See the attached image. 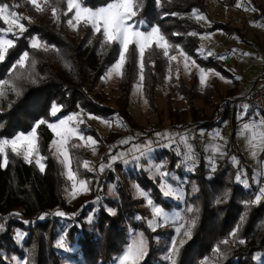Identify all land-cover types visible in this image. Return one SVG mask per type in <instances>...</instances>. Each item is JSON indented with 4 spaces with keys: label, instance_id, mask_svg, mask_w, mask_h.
I'll list each match as a JSON object with an SVG mask.
<instances>
[{
    "label": "trees",
    "instance_id": "1",
    "mask_svg": "<svg viewBox=\"0 0 264 264\" xmlns=\"http://www.w3.org/2000/svg\"><path fill=\"white\" fill-rule=\"evenodd\" d=\"M108 1L85 0V3L97 7ZM0 3H7L11 7L15 5L20 14L25 12L26 15L22 16L32 19L23 21L27 31L23 38L16 41V47L10 49L6 60L0 63V79L10 78L12 64L27 50L36 61L29 71L35 74L37 80L36 83L27 78L19 80L23 94L17 97L9 92L5 99H0V138H11L20 131H29L40 118L51 121L77 107L108 119L117 114L127 123L130 122L131 91L139 73L135 45L130 48L124 76L118 79L119 93L114 105L110 102L109 94L97 85L108 66L117 59L116 44L101 48L102 35L94 34L91 27L83 23L78 30H73L66 22L73 13L63 15L67 11L65 0H58L61 11L59 22L51 12V7L57 6L55 2L44 5V12H38L30 0H0ZM141 5L142 10L135 19L145 18L147 27L159 25L170 44L178 45L206 68L215 66L217 71L230 77L234 86L226 94L236 90L238 79L225 65V59L220 58V54L203 56L199 53L201 34L216 29L226 32L238 29L228 20L213 19L207 0H159V4L157 0H141ZM193 9L207 14L211 23L198 22L192 15ZM6 27L0 20V28ZM35 35L59 51L30 49L29 38ZM167 64L168 59L155 45L145 52L144 91L154 108L157 107L156 88L165 77ZM196 84L195 81L189 87L184 82L180 84L193 110L194 95L198 92ZM204 87L212 92L211 99L216 106L214 113L198 122L197 126L225 119L216 112L222 100L214 96L218 92V77L213 75ZM53 103L63 106L57 117L49 114ZM191 123L195 124L196 121H188V124ZM86 132L92 133L98 139L99 146L105 148L116 140L118 131L111 128L106 135H102L96 127L91 126ZM52 137L53 132L46 125L39 127V152L46 158L43 172L35 163L29 164L22 157L12 155L10 149L8 165L0 167V264H16V255L28 259L29 264H115L130 241L131 231L139 228L146 233L149 242V253L141 264H167L165 244L157 242L156 237L163 230L152 231L145 221L137 219L146 218L148 211L143 206L144 200L133 192V180L147 189L163 207L171 209L183 206L184 210L192 205L198 209L197 223L191 239L181 250L179 264H200L205 257L208 258L207 264H217L213 249L225 239L229 240V244L222 246L221 250L226 252L227 258L219 261V264H264V200L250 206L245 203L259 194V188L264 187V178L259 176L260 182L257 184L255 166L234 145L231 151L238 160L234 161L233 156H219L214 165L196 145L197 161L195 170L188 172L184 180L187 195L183 205L162 195L160 177L151 176L148 169L117 160L111 167L106 166L103 172L88 171L81 165L90 156L89 147L70 148L72 167L79 176L88 178L94 190L85 199L72 203L64 194L66 179L61 163L50 147ZM71 143L77 144L73 140ZM118 147V144L114 145V149ZM260 157L264 159V149ZM154 158L166 163L164 168L179 171L180 174L186 169V163H181L182 156H178L173 147H155ZM178 164L179 167L176 166ZM242 169L246 173L247 186L235 179ZM110 181L115 183L116 195L105 193ZM193 186L199 189L195 193ZM61 211L66 215H56ZM91 214L93 219L89 222ZM41 216L44 218L40 219ZM237 228L236 237H231L230 233ZM18 231L24 234L21 241L16 238ZM62 236L71 250L56 246ZM239 240L246 243L240 244Z\"/></svg>",
    "mask_w": 264,
    "mask_h": 264
},
{
    "label": "rangeland",
    "instance_id": "2",
    "mask_svg": "<svg viewBox=\"0 0 264 264\" xmlns=\"http://www.w3.org/2000/svg\"><path fill=\"white\" fill-rule=\"evenodd\" d=\"M38 2L43 4V0H38ZM107 3H103L97 7L105 6ZM207 5H208L207 7L209 10V14L213 19L228 20L232 25L236 26L235 28H238L239 31L237 29L226 32V30L223 29H216L204 33V34L206 33L210 34L209 36H205L204 34H201V46L199 48V53L203 56H208L206 54L208 51L214 54H220L221 56H226V54L228 55L229 49L238 48V45H241L244 48H248V45L250 44L249 41L250 38L256 40V38L258 37L257 31L264 29V0H207ZM237 5L240 6L238 7ZM97 7H92V8H97ZM9 10L19 13V10L15 7L10 6ZM199 13L205 15L207 17V20H199L198 22H201L203 24L211 23V18L207 14L201 12L200 10ZM24 14L25 12H21L20 15H24ZM30 20L32 19L30 18ZM136 20L144 21V23L140 25V28L142 30H147L151 27V26L147 27L148 25L147 20L143 17L138 18ZM175 49L176 48H172L169 52V55H176L178 57V61L170 62L169 59L167 58L168 64L166 66L165 77L163 81H161L157 85L156 88V101H157L156 108L152 107L149 104L148 98L144 91V81H143L142 91L137 90L136 87V84L138 83V76H137L130 97L129 108L132 113V119L130 120V122L127 123L125 119L121 118L117 114L114 117H112V119H108L101 114H98L96 112H90L88 110L83 109L82 107H77L75 108V110L63 116H59L49 122H55L58 118H66L67 116L73 113H82L84 122L81 123L79 127L83 130L85 136H92L97 141L98 139L92 133L86 132V129H88L91 126H94L98 129V131L102 135H106L111 128L117 129L118 132L116 134V140L112 144H109L105 148H101L98 143L95 151H93L92 148L89 147L90 156L86 160L91 162L90 167L96 171H99L98 169L101 164L108 166L115 163L117 160H118L117 162L121 160L126 165H130V166L135 165L137 167L142 166L148 169L149 174L151 176L160 177L159 174L155 172L154 165L157 163H161L163 161H158L154 158V148L159 145L169 147L168 145L172 144L171 147L175 148L177 151L181 153H185L187 151V145L183 143L181 137L186 136L188 142L194 148L195 159L197 158L196 148H195L196 145L198 146L200 151H202L206 155V158L208 160L211 157L215 162H217V157L221 156L218 155L213 150L216 146L221 147V150L225 153V155L223 156L232 157L233 152L231 151V148L234 145L235 148L243 151L247 161L253 166H255L256 168L255 175L256 178L258 179V177L260 176L259 175L260 172L264 170V159L260 157V153L264 149V127L259 126V119H264V113L257 107L250 106L246 109L248 115L243 116L242 110L244 109V107L243 109L241 108L235 109V107H237L236 105H241V104L237 103L234 106L230 104L227 105L225 104V101L227 99V97L224 96L225 94L220 95L222 96V98H220L217 95L219 94V92H216L214 96L217 97V99H222L219 102V107L216 112L222 118L225 117L226 118L222 120H220L221 118H219L220 121L214 124L197 126L198 122L205 120L208 116L214 113V106H216V104L213 103V100L211 99L212 92L209 91L208 88L204 87V85H202L199 81V75H200L199 68H203L205 69V71L209 72V77L207 82L208 81L210 82L211 77L213 75H216L217 73L218 75L216 76L219 77H222L224 75L221 72L217 71L215 66H210L206 68L195 57H190L189 68L186 69L184 67L183 56L180 54L178 50ZM240 52L241 50L238 49L236 54L239 55ZM192 61H195V63L193 64ZM114 62L108 66L104 75L99 80L97 87L104 89L109 94L110 102L115 105L116 103L115 97L119 93V86H118L119 77L113 76L111 79H106L107 72L111 69V66L114 64ZM226 66L230 69L228 65ZM177 71H178V78H177ZM170 72L172 75L171 80L168 79ZM144 76H145V72H144ZM194 81L197 82L195 87L198 88V92H195L194 95L193 100L195 104V109L193 110V108H191L192 105H190L185 95L184 89L180 88L181 87L180 84L184 82L189 87ZM220 81H218V87L222 88L225 86V84L220 83ZM230 112L232 113L236 112L235 117L232 116L230 118H227V116L230 115ZM91 117H98V119ZM235 118L237 120H234ZM193 119L196 121V123L188 124V121ZM104 121L111 122V126H109V124L105 123ZM118 121L120 123H117ZM245 123H249L251 125V127L247 130L243 128V125ZM30 131L31 129L29 131H20V132H24L25 134H27ZM156 133H163L165 135L157 137ZM217 133L219 134V136L217 135ZM169 134L172 137L171 140L168 139ZM37 135H39V128H37ZM129 137L132 138V140L129 143H120V141L127 139ZM3 138L6 137H2L0 139ZM53 139H55L54 133L51 142L53 141ZM173 140H175V143L172 142ZM73 141L74 143L80 145H83L84 143L78 138H74ZM149 141L152 142L150 145V150L144 149V151L148 152V155L144 156L139 161H135L134 157L138 156L139 152H137L133 146L134 145L143 146L148 144ZM116 144H118L119 147L117 149H114V145ZM113 150H115V153L113 152ZM252 152H255L256 155L255 156L252 155ZM40 156L42 155L40 154ZM111 156H120L121 158L113 161L111 159ZM232 158H235L234 161L238 160V157L236 156H233ZM185 163H186V169L183 171L184 172L183 174L182 173L180 174L179 171L169 170L168 168L162 169V171H166L171 174L170 182H172L174 185L182 186L184 191H185L184 180L185 178H187L186 176L187 173L190 172L188 168L191 167L190 163H188L187 161H185ZM61 166L66 179L64 183V194L65 197L70 202L72 203L79 202L80 200L85 199L87 195L91 194L92 191H94L89 182L88 184V188L90 189L89 191H85L81 189L76 191L75 196H73L72 181H70L67 177L68 166L62 163ZM71 168L73 171H75L74 168L72 167V160H71ZM241 172L245 173L244 169H242ZM177 177H179L180 179L177 180L176 179ZM77 178L89 181L88 178L81 177L79 175ZM160 183H161V177H160ZM107 185L108 188L105 193L116 195L115 183L110 181L108 182ZM136 185H139V188L144 190L150 196V198L154 200V198L151 196L150 192L147 189L143 188L137 181L133 180L132 187H133V192L135 193L136 196H138L137 189L135 187ZM142 199L144 200L143 206L146 207L148 211L146 218L152 219V214L149 206L146 203V199L145 198ZM173 200L177 203L181 202L182 205L184 203V200H176V199ZM155 203L157 205H161L156 201ZM164 208L166 211L175 214L177 217L180 215H185L186 217L191 215L184 212L183 206H174L171 209L167 207ZM89 217L93 218L92 214ZM156 230L159 231L163 230V232L158 236L156 235V237H157V242H160V244L162 245L164 243L166 249L170 240L174 238L173 226L160 227L157 228ZM140 232H143L145 237L147 238L146 233L139 228L131 231L130 240L133 238V233H140ZM17 233H22V232L18 231ZM23 260L24 258H21L18 255H16L14 258V262L16 264H21ZM115 264H119L118 258Z\"/></svg>",
    "mask_w": 264,
    "mask_h": 264
},
{
    "label": "snow or ice",
    "instance_id": "3",
    "mask_svg": "<svg viewBox=\"0 0 264 264\" xmlns=\"http://www.w3.org/2000/svg\"><path fill=\"white\" fill-rule=\"evenodd\" d=\"M57 3V6L51 7V12L53 18L56 22H59L61 11L58 7V0H43V4L38 2V0H30L31 5L35 7L38 12H44L46 9L44 5H51L52 3ZM67 11L63 12V15L67 16L68 13H73L72 17L67 19V24L73 29L78 30L81 23L85 26H90L94 34L102 35L101 48L104 45H113L118 46V56L114 64L111 66V69L107 72L106 79H111L113 76L123 77L124 76V67L128 62V57L130 55L131 46L135 45V51L138 56V83L136 84L137 90L142 91L143 81H144V57L145 52L148 49H151L154 45L157 49L162 51V54L169 59L170 62L178 61L176 55H169V52L172 48H176L184 58V67L189 68L190 57L183 52V49L178 45H172L168 41V38L161 32L159 25H153L147 30H142L140 25L144 23L142 20H136L138 13L142 10L141 0H109L105 6L92 8L86 6L85 0H65ZM159 4V0H157ZM238 7L240 5H237ZM12 7H16L13 5ZM10 5L7 3H0V20L7 25L6 28H0V63H3L6 60V57L9 55L10 49L16 47V41L23 38L24 33L27 31L23 21L29 20L30 18L20 15L17 12L10 11ZM255 10V9H253ZM173 15H176L173 13ZM193 17L199 20H207V17L201 13L199 10H192ZM174 35H180L179 33H174ZM191 35H197V33H191ZM209 36L210 34H204ZM11 36L12 38H8ZM29 47L30 49L36 51H59L53 45H48L46 41H42L38 35L32 36L29 38ZM233 52L235 50H232ZM208 56L214 55V53L208 51L206 53ZM244 55H250V53H244ZM223 58V57H220ZM34 57L30 56L29 51L25 50L21 53L19 58L14 61L10 68V78L9 79H0V99H5L9 92L15 93L17 97L23 94L22 88L19 86V80L27 78L32 83H36L35 74L29 71L30 68L35 66ZM194 64L195 61H192ZM23 71H17V70ZM199 81L202 85L207 84L209 77V72L205 71L203 68H199ZM26 74V75H25ZM218 75V73L216 74ZM178 78V71H177ZM168 79H172L171 72L169 73ZM239 79V77H237ZM11 107V102L9 103ZM250 106H244L243 116H247L248 112L246 109ZM63 108L62 105H57L53 103L50 109V116L57 117V113ZM90 115V114H89ZM97 118L98 117H91ZM243 118V117H242ZM82 113H73L67 116L66 118H58L55 122H49L48 119L40 118L37 120L31 129L30 132L25 134L20 132L12 138H3L0 139V167H6L8 165V151L14 156L22 157L27 163H35L38 165L39 170L43 172L45 170V164L43 161L46 159L39 154V138L37 135V128L41 125H46L52 132L55 134V139L51 142V148L54 149L57 158L62 164L67 165V177L72 181V195L75 196L76 191L85 190L89 191L88 188L89 181L78 179V172L73 171L71 168V153L70 148L80 147L82 145L72 144L71 141L74 138H78L83 141L84 147H91L95 151L98 141L92 136H85L83 130L79 127L83 123ZM111 126V122L104 121ZM117 123H120L119 121ZM255 123V122H253ZM259 126L264 127V119H259ZM251 125L245 123L243 125L244 129H249ZM157 137L163 136V133H156ZM219 136V134L217 133ZM168 138L171 140L172 137L169 134ZM132 140L131 137L120 141V143H129ZM183 143L187 145V151L181 153L177 151L178 156H182L183 159L181 163L187 161L191 164L190 171L195 170L196 159L193 146L188 142L187 137H181ZM175 143V140L172 141ZM151 141L146 145H134L133 147L139 152V155L134 157L135 161H139L144 156L148 155V152L144 149L150 150ZM169 147L172 144L168 145ZM218 155H225L221 150L220 146H216L213 149ZM252 155H256L255 152H252ZM120 156H111V159L115 161L120 159ZM235 160V158H233ZM209 161L214 165V160L210 157ZM90 161H83L82 167L85 170L93 171L90 167ZM238 164V161H237ZM177 167L180 164L176 165ZM105 165L101 164L99 166V171L103 172L105 170ZM111 167V165H108ZM166 167V163L161 162L154 165L155 172L161 177V183L159 188L162 195L165 198H172L176 200H184L187 193L184 191L182 186L174 185L170 182L171 174L162 171ZM151 170V168H150ZM213 166V171H214ZM260 177L264 178V170L260 172ZM177 180L180 178L177 177ZM236 181L238 183H244L247 186L246 173L238 172L236 175ZM257 184H259L260 179H257ZM137 189V194L141 198L146 199V203L150 208L152 219H147L144 217H137V219L143 220L147 223L149 229L155 231L160 227H169L173 226L174 238L170 240L166 248L165 260L167 264H179V256L182 248L185 243L191 239L192 230L197 223L198 218V209L195 206H186L184 209L185 213L191 214L190 216L180 215L176 216L175 214L166 211L165 208L161 205H157L153 199L142 189L139 188V185L135 186ZM199 189L193 186V193L197 192ZM99 200V197L97 198ZM264 200V187L259 188V194L255 196L252 201L245 202L246 205H254L260 203ZM220 202L219 200L217 201ZM111 211V210H109ZM18 215V214H14ZM45 216L47 214H44ZM56 215L61 217L65 216L64 212H57ZM44 216H41L40 219H43ZM89 222L92 221V217H89ZM28 223V221H25ZM2 227V226H0ZM238 232V228L233 230L230 233V236L235 238ZM24 234L17 233V240H22ZM240 244L246 243L245 240H239ZM229 240L225 239L217 244L213 249V255L217 259V264L219 261L227 258L225 251H222V246L228 245ZM56 246L60 249L71 250L65 237H61ZM149 253V242L145 237L143 232L133 233V238L126 245L122 254L118 257L119 264H141V262L147 257ZM208 258L205 257L200 264H207ZM21 264H29L28 259H24Z\"/></svg>",
    "mask_w": 264,
    "mask_h": 264
},
{
    "label": "crops",
    "instance_id": "4",
    "mask_svg": "<svg viewBox=\"0 0 264 264\" xmlns=\"http://www.w3.org/2000/svg\"><path fill=\"white\" fill-rule=\"evenodd\" d=\"M257 33L258 37L256 38V40L250 38V44L248 45V48H244L243 46L238 45V48L229 49L228 55L226 54V56H222L225 59V65H228L235 77H239V79L236 85V90L230 94H226L227 90L234 86L232 80H229L231 78L225 75L222 77L217 76L218 81H220L222 78L220 83L225 84V86L222 88L218 87L219 94L217 95L220 98H222V96H220L222 94H225L224 96H226L227 98H234L242 94L249 89L257 75H264V29L258 30ZM238 49L241 50L239 55L236 54ZM232 50L235 51L233 52ZM244 53H250V55H244ZM236 106L237 107H235V109H243V107L246 105ZM235 114L236 112H230V115H228L227 118H230L232 116L235 117ZM234 120L237 119L235 118Z\"/></svg>",
    "mask_w": 264,
    "mask_h": 264
},
{
    "label": "built area",
    "instance_id": "5",
    "mask_svg": "<svg viewBox=\"0 0 264 264\" xmlns=\"http://www.w3.org/2000/svg\"><path fill=\"white\" fill-rule=\"evenodd\" d=\"M255 106L264 113V75H257L250 88L242 94L227 98L225 104L234 106L235 104Z\"/></svg>",
    "mask_w": 264,
    "mask_h": 264
}]
</instances>
